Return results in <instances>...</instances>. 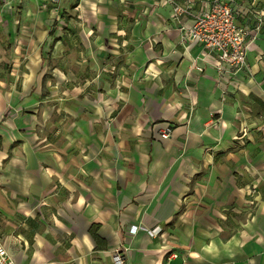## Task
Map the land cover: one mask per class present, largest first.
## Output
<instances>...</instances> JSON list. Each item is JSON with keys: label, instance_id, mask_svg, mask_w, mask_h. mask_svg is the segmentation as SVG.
Returning a JSON list of instances; mask_svg holds the SVG:
<instances>
[{"label": "crops", "instance_id": "obj_1", "mask_svg": "<svg viewBox=\"0 0 264 264\" xmlns=\"http://www.w3.org/2000/svg\"><path fill=\"white\" fill-rule=\"evenodd\" d=\"M176 4L206 7L69 10L67 34L105 50V92L99 103L57 93L53 139L20 113L0 127V242L14 264H112L119 246L124 264H264V63L252 50L244 69L218 72L182 38L192 16ZM29 20L20 35L38 39L24 37L23 87L40 80L35 47L50 34Z\"/></svg>", "mask_w": 264, "mask_h": 264}, {"label": "rangeland", "instance_id": "obj_2", "mask_svg": "<svg viewBox=\"0 0 264 264\" xmlns=\"http://www.w3.org/2000/svg\"><path fill=\"white\" fill-rule=\"evenodd\" d=\"M76 1L0 0V127L5 120L20 113L31 119V125H39L47 135L50 133L49 138H52L54 123L59 124L63 119L59 117L60 108L55 100L57 93L71 94V101L84 96L91 103L101 101L105 92V50L95 51L67 34L73 27L69 21V10ZM194 1L203 2L207 7L212 0ZM230 1L235 23L245 33L247 52L253 50V58L264 63V0ZM175 6L185 8L186 14L192 16L193 12L186 4ZM22 13L29 15L30 24L38 26L39 23L50 33L35 47L40 58L35 76H40V80L31 79L24 87L21 76L27 46L23 43L26 36L20 35ZM6 19L12 26L5 23ZM26 38L31 43L38 39L33 33ZM16 60L18 63L13 66ZM21 94L28 96L24 106L20 105L23 100ZM91 122L101 124L105 117L96 116Z\"/></svg>", "mask_w": 264, "mask_h": 264}, {"label": "built area", "instance_id": "obj_3", "mask_svg": "<svg viewBox=\"0 0 264 264\" xmlns=\"http://www.w3.org/2000/svg\"><path fill=\"white\" fill-rule=\"evenodd\" d=\"M54 2V0H49ZM172 2L173 0H166ZM174 10L186 13V9L175 6ZM192 23L185 30L182 38L188 42H196L201 46L204 56L208 57L213 67L220 73L224 72V65L228 71L244 69L246 67L247 43L245 33L237 26L233 16V5L230 0H212L208 6L193 12ZM201 70L200 67H195ZM227 71V72H228ZM170 126L158 132L160 138H167ZM136 231L135 226L128 228V233ZM159 226L146 230L150 237L156 236ZM124 247H117L111 255L112 264H124ZM0 264H14L10 254L0 242Z\"/></svg>", "mask_w": 264, "mask_h": 264}]
</instances>
